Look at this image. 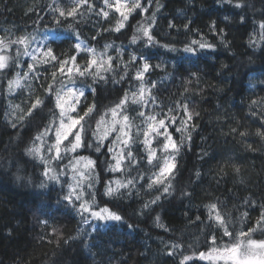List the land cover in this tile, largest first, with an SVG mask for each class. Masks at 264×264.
<instances>
[{"label":"trees","instance_id":"trees-1","mask_svg":"<svg viewBox=\"0 0 264 264\" xmlns=\"http://www.w3.org/2000/svg\"><path fill=\"white\" fill-rule=\"evenodd\" d=\"M118 2L126 4L87 0L75 15L60 16L54 9L67 12L76 0H0V44L7 45L2 52L9 61L0 70V264H180L182 255L191 257L184 264H210L201 254L230 252L248 240L241 232L264 241V232H251L264 213V135L258 134L264 132V39L259 28L264 0H140L147 11L126 7V21L115 10ZM120 23L124 26L116 31ZM142 28L149 30L154 46H145ZM39 33L46 39L44 53L51 50L57 59L42 54L33 68L26 60L18 70L13 44ZM192 40L213 48L197 44L195 54L186 53ZM93 53L107 55L105 72L81 76ZM141 53L153 66L143 81L136 79ZM61 61H68L63 70ZM67 85L86 93L74 113L83 119L57 153V103ZM142 85L148 95L138 108L133 99ZM37 99L42 103L33 108ZM120 106L134 114L144 109L161 134L153 132L151 163L144 144L131 139L136 161L129 166L123 159L114 171L123 141L113 135L101 142L100 131ZM162 118L165 128L159 125ZM77 132L81 146L71 150ZM165 132L179 146L178 154L164 149ZM30 149L38 154L30 155ZM172 156L176 167L171 174L149 188L150 178ZM45 172L57 174L60 182L48 180ZM83 172L89 178L83 199L89 201L94 193V210L107 207L121 221L89 216L87 224L81 222L74 207L80 201L72 197L70 204L64 197ZM129 179L133 184L124 187ZM108 188L111 195H105ZM217 212L226 218L231 236L209 219ZM174 243L180 247L169 255Z\"/></svg>","mask_w":264,"mask_h":264},{"label":"snow or ice","instance_id":"snow-or-ice-1","mask_svg":"<svg viewBox=\"0 0 264 264\" xmlns=\"http://www.w3.org/2000/svg\"><path fill=\"white\" fill-rule=\"evenodd\" d=\"M81 2L87 3V0H76V4H74L71 7V9L68 10L67 12L62 11V10H60L58 8L57 9H54V11H59L60 16H66V15L67 16H73V15H75L77 13L78 7L81 4ZM228 2H232V0H228ZM148 3L150 4L151 3V0H148ZM105 4L106 5L108 4V0H105ZM235 6L236 7H241V4L239 2H236V5ZM88 7H89V9H91V5H89ZM126 7L129 8V11H131L132 9H135V8H142V5L139 2V0H132L131 6L118 2L116 4L115 10H116V12H119L120 13V15L123 17V20H125V21L128 19V16L124 14V12L122 11V9H124ZM142 10L146 12L147 11V8L146 7H143ZM107 15H108L107 12H103V16L104 17H107ZM243 19L244 18L241 17V20L242 21H243ZM154 22H155V19H154V15H153V23ZM123 26H124L123 23H120L119 26L116 28V31H119V29L122 28ZM169 26L172 27L173 25H171V23H170ZM214 27H215V25H213V28ZM259 28L261 30V38L264 39V22H261L260 23ZM141 31H143V35L145 37H147V40L145 42V46H154L155 45V40H154L153 36L150 34L149 30L146 29V28H142ZM136 42H137V37L133 36V38L131 40V43L132 44H136ZM20 43H24V40H21ZM197 44H198L199 49H204L206 47L209 48V49L213 48V45L212 44H208L207 42H198L196 40H192L190 42V45L189 46H186L184 48V51L186 53H193V54H195L196 53V48H194L193 46L194 45H197ZM165 47H167V45H165ZM76 48L79 50L80 44H77L76 45ZM25 54H28V53L26 52ZM43 55L49 57L51 60H56L57 59L53 55V53L51 52V50H49L46 53H43ZM140 57H141V59L143 61L142 62V71L139 70V69L137 70L136 79L143 81L144 75L146 73H148L149 72V69L152 68L153 66L150 64V62L146 58H144V53H141L140 54ZM31 58L33 60H35L36 59V54L35 53H32L31 54ZM71 60L74 62L75 61V57L74 56L71 57ZM130 60H131V62L135 63L137 61V56L132 55L130 57ZM66 63H68V61H61V64H60L61 70H63V67H64V65ZM91 63L94 64V63H96V61L95 60H92ZM0 67H2V65H0ZM155 67H159V65H156ZM69 71H71V69H69ZM87 71H88V69L85 68L83 71H80L79 74L81 76H84ZM101 79H103V77H101ZM152 87H155V84H153ZM91 91H95V89H91ZM141 94H143V88L141 89ZM79 95L80 96H85L86 93L84 91H81L79 93ZM41 103H42V101L39 100V99H37L36 102H35V104L32 105V107L35 108L38 105H40ZM253 103H256V102L253 101ZM57 106L58 107H62V105H60L59 101L57 103ZM72 110L75 111L74 108ZM184 110H185V113L187 114V105H184ZM91 111H92V108L90 107L88 109V112H91ZM169 111L171 112L172 109H169ZM30 114L31 113H29V115ZM63 114L64 113L62 111L61 112V116H63ZM84 115L86 116V115H88V113L86 112ZM140 115L143 116L144 113H140ZM190 118H191V116L189 115V119ZM69 119L71 120V123L68 124L66 127L70 131L74 126H76L77 124H79L80 120L83 119V117L69 118ZM124 119L127 120V117L125 116ZM150 119H153V117H150ZM171 120H172V122H175V116H172L171 117ZM183 124H184V122L182 121L181 122V125L183 126ZM159 125H160L161 128H165L166 127V125H165V119H163V118L160 119L159 120ZM60 127L61 128H64L65 127V124L63 123V121L61 122ZM83 127L84 126L81 125V130H83ZM150 130L153 131V132H156L158 135L161 134L154 127L151 128ZM121 131H123V129H121ZM176 131L177 132H182V127H177L176 128ZM241 134L243 135V133H241ZM258 134L264 135V132H261V133H258ZM147 135H148V133H145V136H147ZM163 135L165 136V139L167 141V143L164 144V149L167 150L169 147H171L174 150V152L176 154H178L179 151H180V148H179V146L175 142L172 141L171 135L168 134L167 132L163 133ZM56 138H57V145H58L60 143L61 139H62L61 134H60L59 131L56 132ZM63 138H67V133L64 134V137ZM37 139H40V137L38 136ZM184 139H185V137L182 134L181 144H183ZM187 139H190V136L187 137ZM117 140L119 141L120 140V137H117ZM145 143L147 144L148 141H145ZM123 144H124V149H126V151H124V149L121 150V154H120V158L119 159H116L115 156L113 157L114 159H116L115 168L112 169L114 171L120 169V164H121V161L123 159H127L129 161V166H131V164L136 161V157L133 155V150L129 146L128 141L127 140L123 141ZM80 146H81V135L79 134V132H77L76 135H75V143H71V150H75L76 148H78ZM85 146L86 147H91V145H88V144H85ZM49 150H51V149H49ZM28 151H29V154L30 155H36V154H38V150H36V149H30ZM95 151L97 153L101 152V146L98 145L95 148ZM108 151L109 152H112L113 151V148L110 146L108 148ZM57 152H59V149L58 148H57ZM57 158H60V157L58 156ZM153 158H154V152L150 151V154L148 156V162L151 163ZM47 159L50 160L51 157H49ZM171 159H172V161H174L175 160V156H172ZM41 162L43 163L44 160L42 159ZM92 163H93V161H91V160L88 161V164H92ZM46 167H47V165H46ZM175 167H176V164L174 162L166 161L164 167H162L160 169V172H159V174L157 176V179L156 180H153L152 183H149L148 184V187L149 188H152L153 187V184L162 182V181H160L159 177L165 176L166 174H170ZM44 174L47 176L48 180L55 181L57 183L60 182L59 181V177H58L57 174L53 173V174L49 175L48 172H45ZM197 175H199V173H197ZM140 179H143V177H140ZM117 184L119 185L120 182L117 181ZM130 184H133V179H129L127 181V184L124 185V187H127V185H130ZM43 186L44 185L42 183L41 184V187H43ZM69 187L71 188L72 186L69 185ZM92 187H93L92 184H89L88 185V188H92ZM163 191L164 192H168L169 191V187H165L163 189ZM112 192H113V189L108 188L106 190V192H105V195H111ZM89 195H90V200L89 201H85L83 199V196H84L83 191H81L79 194L75 193V191H70L64 197V199L67 200L70 204L73 203V200H72V197L73 196H75V199L76 200L80 201L79 205L78 206H75L74 205V207H76L77 212L81 215V218H82L81 222L82 223L87 224L88 223V217L89 216H91V218L97 219V220H112V221H121L122 220V217L119 214L110 211V209L107 208V207H102L98 211L97 210H94V208L92 206H94L96 204L95 194L94 193H89ZM159 199H160V197L157 196L155 198V200L152 201V203H155ZM209 207L212 208V209H215L216 206L215 205H210ZM262 207H264V205H262ZM85 214H88V215H85ZM243 215L246 217L248 215V213L245 212ZM209 219L210 220H215V222L218 223V225L223 229L224 235H226V236H231L232 235V233L229 231V228L227 226L228 222L226 221V218L224 216H222L219 212H217L215 214V216H213L210 213ZM161 226H163V225H161ZM130 227H131V225H130ZM258 229L260 231L264 232V213L261 214V219L257 221V228L251 229V232H255ZM241 235H247L248 236L247 243H246V245L243 248V252H242L243 255H245V256L249 255L252 248H259V249L262 250V253H264V241L257 242L255 240L251 239L250 233L241 232ZM212 242H213V244H215V237L214 236H212ZM171 247H172V251H170L168 254L169 255H174L175 250L177 248H179L180 245L178 243H174V244H172ZM231 251L233 253H235L236 252V248H232ZM203 258H204V254L202 253L201 254V259H203ZM189 259H191V257L183 256L182 255V259L180 261V264H184V262L187 261V260H189ZM245 264H249V262L248 261H245ZM254 264H264V254H262L261 255V258L258 261H255Z\"/></svg>","mask_w":264,"mask_h":264},{"label":"rangeland","instance_id":"rangeland-1","mask_svg":"<svg viewBox=\"0 0 264 264\" xmlns=\"http://www.w3.org/2000/svg\"><path fill=\"white\" fill-rule=\"evenodd\" d=\"M123 2H125L127 5L128 3H131L132 0H123ZM21 40H24V43H20V41H18L13 44V47L15 48V54L18 55V58H16L18 70H23V61L26 60H28L29 66L33 68L34 61L41 60V56L44 53V41L46 39H44V36L39 33L38 35H31L27 39ZM4 49H7V45L0 44V65H2V67H0V70H4L5 68H7V65L9 63L7 56L2 52L4 51ZM26 52L28 54H25ZM32 53L36 54L35 60L31 58ZM107 58V55H99L93 53L92 60H95L96 63L93 64L90 62L86 66V68L88 69L87 72H90V74L101 76L102 73H104L106 70ZM142 88L143 94H141ZM81 91V89L76 88L74 85H67L64 90L60 93L58 101L60 105H62V107H60V110L61 112L63 111L64 114L63 116H61L59 123L54 131L53 147H60L68 138H70L71 134L78 127L77 124L69 131L66 126L71 123V120L69 118H75V111H73L72 109L76 108V105L78 104L81 97L79 95ZM135 93L136 96L133 99L134 105L136 104L138 108H141V106L143 107L145 104V98L148 95V92L146 91L145 86L142 85L139 89L135 91ZM134 113L135 112L133 111V109H128L126 106H120L114 109L110 115V118L107 121L103 122L101 125V142H104L108 137H111L113 135L116 139L117 137H120L122 141L127 140L128 143L131 139H133L134 141H140V143L144 144L145 149L150 153V151H152L153 149L154 143V139L152 136L154 133L150 129L153 127L157 129V127L154 126L152 119L145 116L144 109L138 111L137 114ZM140 113H144V115L141 116ZM12 115L14 116V113H12ZM125 116L127 117V120L124 119ZM62 121L65 124L64 128L60 127ZM121 129H123V131H121ZM57 131L60 132L62 137L58 145L56 138ZM65 133H67V138H63ZM145 133H148V135L145 136ZM145 141H148V143L146 144ZM73 143H75V139H73ZM152 152H154L155 156L156 152L154 150ZM55 157L57 158V155ZM167 161L173 162L172 159H168ZM83 168L85 169L86 167L82 165L79 169L82 171ZM86 170V172L90 171L89 166ZM159 172L160 171H158L152 178H150L151 183L153 182V180L157 179ZM170 174H166L165 176L159 177L160 181L163 182ZM88 181V174H85L83 172L80 176L74 178L73 182L71 183L72 187L70 188V191H75V193L79 194V192L84 190L83 186H85ZM162 182L155 183L153 185H158ZM73 198H75V196H73ZM89 219L93 220L91 216L89 217ZM246 243L247 240L236 248L235 253L230 251L222 254H208L204 256V259L209 260L210 264H245V261H248L249 264H254V262L258 261L261 258V255L264 253H262V250L259 248H252L249 255H243L242 252Z\"/></svg>","mask_w":264,"mask_h":264}]
</instances>
